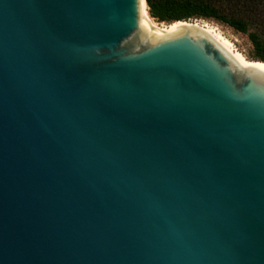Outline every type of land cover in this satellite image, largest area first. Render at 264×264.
Segmentation results:
<instances>
[{"label":"water","instance_id":"water-1","mask_svg":"<svg viewBox=\"0 0 264 264\" xmlns=\"http://www.w3.org/2000/svg\"><path fill=\"white\" fill-rule=\"evenodd\" d=\"M0 264H264V71L143 0H0Z\"/></svg>","mask_w":264,"mask_h":264},{"label":"trees","instance_id":"trees-1","mask_svg":"<svg viewBox=\"0 0 264 264\" xmlns=\"http://www.w3.org/2000/svg\"><path fill=\"white\" fill-rule=\"evenodd\" d=\"M157 21L172 23L210 18L245 32L251 42L247 57L264 61V0H145Z\"/></svg>","mask_w":264,"mask_h":264},{"label":"bare ground","instance_id":"bare-ground-1","mask_svg":"<svg viewBox=\"0 0 264 264\" xmlns=\"http://www.w3.org/2000/svg\"><path fill=\"white\" fill-rule=\"evenodd\" d=\"M193 24L204 28L216 42L229 52L234 59L241 65H253L264 71V63L256 62L246 57L240 50H238L232 41L223 35L214 25L205 20L199 19H181L173 21L172 23L156 22L148 13L146 1L143 0V29L150 35L160 36L165 32H172L179 29L182 25Z\"/></svg>","mask_w":264,"mask_h":264},{"label":"rangeland","instance_id":"rangeland-1","mask_svg":"<svg viewBox=\"0 0 264 264\" xmlns=\"http://www.w3.org/2000/svg\"><path fill=\"white\" fill-rule=\"evenodd\" d=\"M153 19L156 22L167 23L165 21H157L155 18ZM190 19L205 20L208 23L214 25L220 32L223 33V35H225L227 38H229L232 41V43L235 45V47L238 50H240L247 57V53L249 52L251 48V42L248 38L247 33L238 31L226 23L219 22V21H216L210 18H190Z\"/></svg>","mask_w":264,"mask_h":264}]
</instances>
